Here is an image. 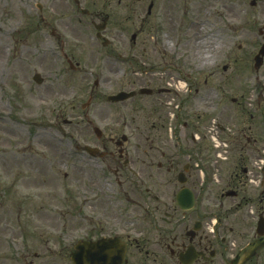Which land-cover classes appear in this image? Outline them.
<instances>
[{
	"label": "flooded vegetation",
	"instance_id": "flooded-vegetation-1",
	"mask_svg": "<svg viewBox=\"0 0 264 264\" xmlns=\"http://www.w3.org/2000/svg\"><path fill=\"white\" fill-rule=\"evenodd\" d=\"M60 2L74 8L75 16L90 18L82 27L67 18L62 26L65 20L60 18L55 21L59 33L51 24L45 25L49 38L59 41L58 60L77 78L79 89L88 87L89 78L100 71L114 72L119 61L126 67L125 73L119 70L128 77L129 92L136 93L131 100L139 95L154 98L152 107L141 106L139 127L132 129L131 123H125L126 133L97 137L93 81L86 108L92 113L87 126L92 127L94 151L95 222L79 216L78 220L92 221L91 234L86 232L84 240H119L125 249L119 264H235L244 250L258 243L259 249L243 264H264V85L240 80L242 60L250 61L259 43L251 41L248 52L240 45L235 51L236 36L229 43L226 20L213 24L203 16L196 24L197 12L227 9L222 0H136L147 8L134 16L132 32L124 37L114 30L120 21L112 10L105 11L115 0ZM129 2L116 0L119 6ZM26 29L28 39L34 38L35 24L28 23ZM42 30L39 45L33 44L40 51L31 57L19 52L15 62L31 58L45 64L44 44L49 39ZM38 81L34 75L37 86L47 80ZM140 82L145 86H137ZM141 89L150 92L141 95ZM247 90L255 95L253 99L244 100ZM61 91L66 96L67 91ZM51 92L47 87L42 94L29 96L36 106L50 105ZM80 110V115L77 112L71 121L63 122L65 142L79 140L74 128L79 127L80 117H87L83 106ZM212 135L221 142L219 147H211ZM109 144L116 147V155ZM74 148L83 153L79 142ZM167 188L170 192L165 193ZM34 216L18 218L14 263L72 264V243L66 249L68 260H40L44 254L33 249L37 231L28 224ZM62 236L58 242L66 241Z\"/></svg>",
	"mask_w": 264,
	"mask_h": 264
},
{
	"label": "rangeland",
	"instance_id": "rangeland-1",
	"mask_svg": "<svg viewBox=\"0 0 264 264\" xmlns=\"http://www.w3.org/2000/svg\"><path fill=\"white\" fill-rule=\"evenodd\" d=\"M184 1L179 0L178 3ZM251 1L255 2L254 7L250 6ZM222 4L227 9L222 7L216 14L213 10L209 14H205L208 10L197 12L196 24L203 16L208 22L226 20L229 43L236 36L233 40L235 51V47L240 45L248 52L251 41L258 42L259 46L264 43V31L262 36L258 34L264 24V0H222ZM65 5L60 0H0V264H15L12 255L15 254L13 244L18 242L16 223L24 214H35L34 219L28 221L29 226L37 231L33 237L37 241L33 249L36 253L49 256L39 255L40 260H68V245L83 240L86 232L91 234V222L95 219V168L90 156L80 154L74 148L76 142L81 146H91L92 127L87 126L92 121L91 108L83 113L87 117L77 120L79 127L74 128V131L79 140H71L73 146L69 141L65 142L63 133L66 128L63 122L71 121L77 112L80 115L82 106L86 108L94 79L101 84L98 91L95 90V127L104 134L103 138L126 133L125 123H131L132 129L139 127L143 116L139 111L141 106L145 107L144 110L153 106L154 98H141L140 95L134 100L118 103L106 100L120 92H129V80L124 75L126 67L118 61L114 72L100 71L94 79L89 78L87 81L90 88L79 89L77 78L69 74L66 66L64 69L58 60V41L50 39L49 30L45 29L46 22L60 29L55 24L60 18H67L69 23L78 27L90 20L80 14L75 16L74 8ZM125 6H129L131 11ZM146 8L144 2L139 4L136 0H130L127 5L119 6L115 0L111 8L105 11L112 10L115 20L120 21L114 30L117 35L124 37L132 32L131 20L134 16L145 13ZM65 22H62V26ZM28 23L35 24L34 38L28 39L25 30ZM20 27L23 28L19 33ZM40 30L49 39L44 44L47 45L44 52L48 59L45 64L31 58L15 62V54L19 52L31 57L32 53L40 51L33 48L36 42L39 45L38 38H43L38 33ZM16 37H24V40ZM242 64L244 75L240 80L243 84L252 85V81H255L264 85V63L258 72L252 68L253 56L250 61L244 58ZM119 69H123L124 73ZM35 74L47 81L37 86L32 82ZM133 79L140 80L139 77ZM78 81L82 83L81 77ZM47 87L52 90L49 93L52 104L36 106L29 93L42 94ZM53 90L58 91L57 94ZM61 90L67 91L66 96H62ZM243 96L244 100L255 97L248 90ZM68 133L72 134L73 131L68 130ZM108 147L116 155V147L112 144ZM62 158L65 161H61ZM168 192L170 188L165 189V193ZM80 215L93 219L89 222L78 220ZM70 219L74 224L69 222ZM67 223L68 228H64L63 224ZM61 233L62 238L66 239L64 242H58ZM44 241L50 242L44 244Z\"/></svg>",
	"mask_w": 264,
	"mask_h": 264
},
{
	"label": "water",
	"instance_id": "water-1",
	"mask_svg": "<svg viewBox=\"0 0 264 264\" xmlns=\"http://www.w3.org/2000/svg\"><path fill=\"white\" fill-rule=\"evenodd\" d=\"M264 55V48L261 51ZM260 65L261 60H257ZM130 94L120 93L114 97H109L112 101H121L128 98ZM118 240H101L97 243L82 242L76 246V251L72 253L71 260L74 264H119L124 257V248H120Z\"/></svg>",
	"mask_w": 264,
	"mask_h": 264
}]
</instances>
